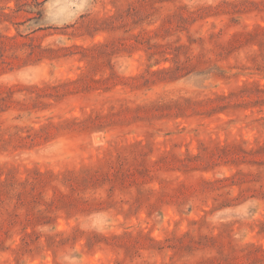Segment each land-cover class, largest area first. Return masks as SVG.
Instances as JSON below:
<instances>
[{
	"label": "rangeland",
	"instance_id": "1",
	"mask_svg": "<svg viewBox=\"0 0 264 264\" xmlns=\"http://www.w3.org/2000/svg\"><path fill=\"white\" fill-rule=\"evenodd\" d=\"M0 178V264H264V0H0Z\"/></svg>",
	"mask_w": 264,
	"mask_h": 264
},
{
	"label": "trees",
	"instance_id": "2",
	"mask_svg": "<svg viewBox=\"0 0 264 264\" xmlns=\"http://www.w3.org/2000/svg\"><path fill=\"white\" fill-rule=\"evenodd\" d=\"M94 181H99V178L97 176H94ZM19 183L16 181H9L8 178L1 179L0 178V198L4 192H9V191H17L16 189L18 188ZM16 194L18 196V200L20 198V193L18 192ZM20 202V201H19Z\"/></svg>",
	"mask_w": 264,
	"mask_h": 264
}]
</instances>
